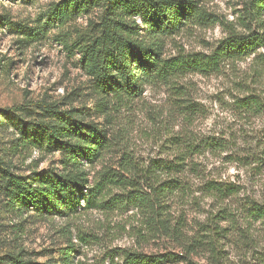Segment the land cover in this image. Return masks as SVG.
Returning <instances> with one entry per match:
<instances>
[{"label":"rangeland","instance_id":"obj_1","mask_svg":"<svg viewBox=\"0 0 264 264\" xmlns=\"http://www.w3.org/2000/svg\"><path fill=\"white\" fill-rule=\"evenodd\" d=\"M60 1L0 0V111H81L105 137L100 158L81 169L91 186L108 176L113 183L98 196L101 207L65 218L11 214L0 202V264L17 253L58 264L63 252H74L73 264H107L121 250L172 255L178 264H264V219L244 212L264 209V47L218 72L152 77L136 98L104 100L71 51L101 11L59 25L49 10ZM190 1L204 18L160 38L162 60L209 55L228 27L244 32L248 0ZM17 144L12 128L0 129V161L10 173L62 172L59 153ZM209 182L236 193L221 201L206 191Z\"/></svg>","mask_w":264,"mask_h":264},{"label":"trees","instance_id":"obj_2","mask_svg":"<svg viewBox=\"0 0 264 264\" xmlns=\"http://www.w3.org/2000/svg\"><path fill=\"white\" fill-rule=\"evenodd\" d=\"M91 8L100 9L99 23L93 25L90 35L72 43L71 51L80 54V65L104 100L136 98L142 93V84L152 77L165 80L218 72L222 64L248 58L264 47V0H248L240 18L244 32L228 27L226 37L211 54H180L168 60L161 58L159 39L177 35L187 25L204 18L190 0H61L49 10V20L64 25ZM244 100L247 105V99ZM35 107L39 112L31 114L23 108L0 111V129L12 128L21 143L17 146L59 153L62 172H33L19 177L0 161L3 208L20 216L30 213L37 218H65L80 209L101 207L98 196L105 183L113 182L108 176V182L91 186L81 167L100 158L105 137L96 127L85 123L79 110H61L57 105L46 104ZM207 145L221 147L213 142ZM206 191L221 201L236 193L234 187L217 182L207 183ZM244 209L250 216L264 219L263 208L246 205ZM73 253H61L58 264H73ZM21 258L20 253L6 255L2 264H35ZM180 260L172 255L121 250L109 256L107 264H178Z\"/></svg>","mask_w":264,"mask_h":264}]
</instances>
